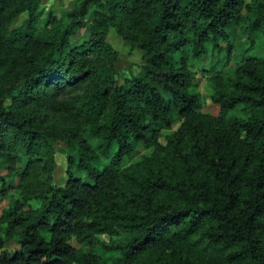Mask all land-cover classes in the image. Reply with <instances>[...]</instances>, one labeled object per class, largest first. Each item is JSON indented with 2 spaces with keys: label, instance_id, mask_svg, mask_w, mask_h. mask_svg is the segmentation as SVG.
<instances>
[{
  "label": "trees",
  "instance_id": "1",
  "mask_svg": "<svg viewBox=\"0 0 264 264\" xmlns=\"http://www.w3.org/2000/svg\"><path fill=\"white\" fill-rule=\"evenodd\" d=\"M40 3L0 0V156L6 161L20 140L25 149L24 141L32 142L35 112L23 108L28 100L42 97L44 106L58 109L55 90L87 80L94 61L69 40L77 28L84 43L109 48L105 33L117 14L133 26L145 24L139 37L115 24L131 40L128 48L142 51L141 62L128 74L107 66L104 85L90 90L87 117L99 142L75 140L77 154L66 158L62 185L50 179L51 150L36 153L46 167L41 202L22 210L8 195L18 246L5 251L0 235V264H264V60L243 54L231 72L224 70L230 27L241 24L264 43V0H77L62 11L48 8L39 26ZM20 12L23 19L10 26ZM203 52L212 57L204 72L215 115L200 109L187 67L188 57ZM175 117L177 126L162 133ZM136 144L147 152L122 166ZM102 232L118 236L100 242L98 251L95 234Z\"/></svg>",
  "mask_w": 264,
  "mask_h": 264
},
{
  "label": "rangeland",
  "instance_id": "2",
  "mask_svg": "<svg viewBox=\"0 0 264 264\" xmlns=\"http://www.w3.org/2000/svg\"><path fill=\"white\" fill-rule=\"evenodd\" d=\"M77 0H41V16L39 26L43 24L45 11L48 8L62 11L70 8ZM25 16L24 12H20L11 20L10 26L16 25ZM84 22L89 20V15L84 16ZM125 30V33L139 37L144 33L145 24L131 25L127 19L117 14L114 22L107 26L105 33V41L109 44V48L100 44H91L83 42V28H77L70 35L69 40L78 43V48H85L87 54L93 58L94 65L88 75L87 80L79 87L74 89L55 90V97L61 100L58 109L46 107L42 103V97H32L25 105L24 109L32 108L35 112L32 116V125L36 124L32 132L31 141L26 139L28 148L25 146L14 145L7 153L13 158L11 163L6 161V155L0 156V174L3 175L0 180V189L4 192L0 194V235L4 238L3 249L10 251L18 246L17 236L11 231L9 225L8 213L5 209L8 203V195L11 194L22 210H30L37 207L41 202L39 196L46 177V167L42 161L36 159V153L45 154L46 149L51 151L52 167L50 168V179L54 185H62L67 179L65 173L67 156L76 157L78 145L77 138H83L90 146L94 147L99 142L98 135L91 129V120L87 117V99L90 90L94 87H102L104 85L105 73L107 66L112 65L118 72L128 74V72H138L139 63L141 62L142 51L139 48H128L131 43L130 39L124 40L122 35L116 30V24ZM231 50L230 58L224 70L231 72L233 66L239 61L243 54H256L264 60V43L258 33L248 34L241 24H236L228 29ZM112 50L114 53H112ZM212 57L206 52L201 53L196 58H187V67L192 72L191 80L196 86L200 94V109L211 114L217 113V107L211 105L209 95L211 93L208 76L204 72L209 67ZM12 95L6 96L4 104L10 102ZM107 108L101 114V118L105 116ZM237 111V110H236ZM32 112V113H33ZM39 115V117H38ZM40 118H42L40 120ZM179 118L175 117L172 127H160L162 133L171 132L179 123ZM30 148V149H29ZM27 150V154H25ZM31 150V151H30ZM147 152V148L141 144H136L133 150L122 158V166L132 163L140 155ZM30 154V156H29ZM102 164L107 163V159L100 157ZM28 163V164H27ZM49 169V168H48ZM118 235L109 233L95 234L98 243L96 250L102 247L100 242L109 243ZM69 242L86 251L88 244L80 245L73 238ZM144 254V250L134 254L133 263L138 262Z\"/></svg>",
  "mask_w": 264,
  "mask_h": 264
}]
</instances>
